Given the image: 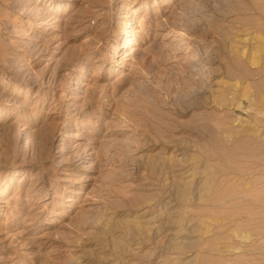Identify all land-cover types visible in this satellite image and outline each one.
Here are the masks:
<instances>
[{"label":"rangeland","instance_id":"374dc122","mask_svg":"<svg viewBox=\"0 0 264 264\" xmlns=\"http://www.w3.org/2000/svg\"><path fill=\"white\" fill-rule=\"evenodd\" d=\"M0 264H264V0H0Z\"/></svg>","mask_w":264,"mask_h":264},{"label":"bare ground","instance_id":"6f19581e","mask_svg":"<svg viewBox=\"0 0 264 264\" xmlns=\"http://www.w3.org/2000/svg\"><path fill=\"white\" fill-rule=\"evenodd\" d=\"M125 35V34H124ZM125 37V36H124ZM126 37H127V32H126ZM131 41L132 40H130V45H131V48H130V51H131V53H130V55L131 54H133L134 55V53H136L137 51H138V49H135V44H133V43H131ZM125 42V41H124ZM126 43V42H125ZM127 44V43H126ZM231 252V251H230Z\"/></svg>","mask_w":264,"mask_h":264}]
</instances>
